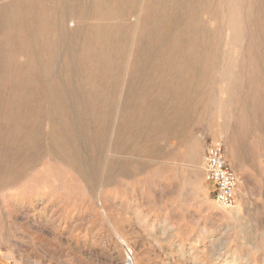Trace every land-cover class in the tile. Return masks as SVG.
<instances>
[{"label": "rangeland", "instance_id": "1", "mask_svg": "<svg viewBox=\"0 0 264 264\" xmlns=\"http://www.w3.org/2000/svg\"><path fill=\"white\" fill-rule=\"evenodd\" d=\"M92 261L264 264V0H0V264Z\"/></svg>", "mask_w": 264, "mask_h": 264}, {"label": "built area", "instance_id": "2", "mask_svg": "<svg viewBox=\"0 0 264 264\" xmlns=\"http://www.w3.org/2000/svg\"><path fill=\"white\" fill-rule=\"evenodd\" d=\"M203 160L207 179L215 187L216 202L224 208L234 207L237 179L222 147L218 143L209 146Z\"/></svg>", "mask_w": 264, "mask_h": 264}, {"label": "crops", "instance_id": "3", "mask_svg": "<svg viewBox=\"0 0 264 264\" xmlns=\"http://www.w3.org/2000/svg\"><path fill=\"white\" fill-rule=\"evenodd\" d=\"M107 242V241H106ZM108 243H104L103 245H102V247L103 248H105V249H107L108 248ZM108 252V251H107ZM88 264H100L99 262L97 263V262H95V261H92L91 263H88Z\"/></svg>", "mask_w": 264, "mask_h": 264}, {"label": "bare ground", "instance_id": "4", "mask_svg": "<svg viewBox=\"0 0 264 264\" xmlns=\"http://www.w3.org/2000/svg\"><path fill=\"white\" fill-rule=\"evenodd\" d=\"M235 207V206H234Z\"/></svg>", "mask_w": 264, "mask_h": 264}]
</instances>
